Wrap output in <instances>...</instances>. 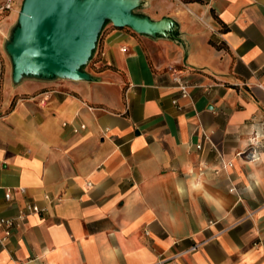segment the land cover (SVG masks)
<instances>
[{"label": "crops", "instance_id": "1", "mask_svg": "<svg viewBox=\"0 0 264 264\" xmlns=\"http://www.w3.org/2000/svg\"><path fill=\"white\" fill-rule=\"evenodd\" d=\"M140 8L178 35L111 24L89 80L17 84L0 11V264H264V0Z\"/></svg>", "mask_w": 264, "mask_h": 264}, {"label": "water", "instance_id": "2", "mask_svg": "<svg viewBox=\"0 0 264 264\" xmlns=\"http://www.w3.org/2000/svg\"><path fill=\"white\" fill-rule=\"evenodd\" d=\"M141 0H23L5 50L13 83L23 78L89 80V61L107 21L151 37H175L170 18L136 12Z\"/></svg>", "mask_w": 264, "mask_h": 264}, {"label": "rangeland", "instance_id": "3", "mask_svg": "<svg viewBox=\"0 0 264 264\" xmlns=\"http://www.w3.org/2000/svg\"><path fill=\"white\" fill-rule=\"evenodd\" d=\"M22 2H23V0H19V3L17 4V6L13 10H11V11H15V14L12 17L7 18V27H6L7 32H6V35H4L2 50L4 52V55L6 56L8 61L10 62V64H11V60H10V57L8 56V54L6 53L5 44L11 39L12 32H13L14 28L17 26L18 14H19ZM140 10H141V8L138 7L136 9V12L139 13V12H141ZM7 14L9 15L10 12H6V15ZM111 24L112 23L110 21H107L106 24L104 25L102 32L100 34L99 40L96 44V47H95L89 61L83 66V69L85 71L95 67L94 65L98 61V59L100 57V53H101L100 50H101L102 34L104 32L105 27L110 26ZM124 28H128V27H124ZM129 30H132V29L129 28ZM56 80H64V79H56Z\"/></svg>", "mask_w": 264, "mask_h": 264}, {"label": "built area", "instance_id": "4", "mask_svg": "<svg viewBox=\"0 0 264 264\" xmlns=\"http://www.w3.org/2000/svg\"><path fill=\"white\" fill-rule=\"evenodd\" d=\"M19 3V0H4L3 4L0 6V11H11L13 10L17 4ZM176 83L181 91L182 96H187L188 94V88L189 85L187 81L181 80L180 78H176ZM198 148H200V145H198ZM238 155H245L247 158L252 159L255 157V154L250 151H244L238 153ZM7 198H9V194L6 195ZM32 211H38V208L36 206H31ZM13 221L10 219H1L0 220V226L5 225L6 227L12 226ZM196 246H192V249H195Z\"/></svg>", "mask_w": 264, "mask_h": 264}, {"label": "clouds", "instance_id": "5", "mask_svg": "<svg viewBox=\"0 0 264 264\" xmlns=\"http://www.w3.org/2000/svg\"><path fill=\"white\" fill-rule=\"evenodd\" d=\"M251 179L254 180L257 185L264 183V175L261 174L253 175Z\"/></svg>", "mask_w": 264, "mask_h": 264}, {"label": "trees", "instance_id": "6", "mask_svg": "<svg viewBox=\"0 0 264 264\" xmlns=\"http://www.w3.org/2000/svg\"><path fill=\"white\" fill-rule=\"evenodd\" d=\"M105 24H106V23H105ZM105 24H104V25H105ZM173 35H174V36H177V35H178L177 31L174 32Z\"/></svg>", "mask_w": 264, "mask_h": 264}]
</instances>
